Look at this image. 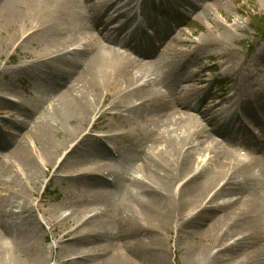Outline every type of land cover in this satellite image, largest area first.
<instances>
[{
	"label": "rangeland",
	"instance_id": "1",
	"mask_svg": "<svg viewBox=\"0 0 264 264\" xmlns=\"http://www.w3.org/2000/svg\"><path fill=\"white\" fill-rule=\"evenodd\" d=\"M101 1L103 0H91L90 4L93 5V3ZM190 1L200 9L202 6H212L211 0ZM220 1L221 4L218 5L217 9L211 8V16L208 19L192 16L189 12L190 8L181 0L173 2L177 5L176 8L180 13L169 12L168 15L157 16V18L167 19L171 26L176 24L175 30L170 36L183 32L185 34L182 37L183 40L198 43L209 31L212 38L220 36L222 41L225 40V45H219L217 48H205L200 52L201 55L190 58L186 62V69L181 71L182 73L177 72L180 68L179 65L191 55L189 50L193 46H175L178 54L170 55L162 49L160 51L154 50L155 52L152 53L155 55L154 60L161 57L166 62H174L176 73L184 77L190 72L204 70L202 75L207 80L206 83L192 84V82H185L181 85V88L195 86L202 89L201 93L208 90L211 95V105L216 104L217 99L221 97V88L216 86L218 82L225 79L223 88L229 91L235 88L237 83L227 79V76L240 79L248 75L246 69H264V56L262 57L263 60L256 61L257 54L264 46V35L262 38L256 37L249 26V17L252 15L264 19V0ZM41 5V1L33 5L34 11L30 14L31 19L23 14L21 19L15 20L12 35L11 31L6 29H1L3 33H0V42L9 37L8 35L12 36L5 45L0 43V138L1 142L5 140L9 144L12 143V145L10 144L5 149L0 150V167L2 163H6L14 175L17 176V185L14 187L13 192L0 187V204L11 201L12 203L15 202L16 205H22L26 201L21 199L20 195L25 193L27 198L21 196L27 199V203L33 208L32 214L39 217L41 221L40 224L22 214L12 218H3L0 215V220L5 224L6 229H12L15 233L26 237L23 242L25 250H23L15 246L12 239L7 237L6 234L0 235V244L2 243L0 247V264H31L29 261L31 259L30 255L35 249L40 252L44 259L42 264H111V260L116 254L124 260L125 264H132L124 257L123 251L119 250L121 249L119 245L124 246L126 242L132 246H137V252L142 256H140L141 260L134 257L138 260L136 264H255L258 256L261 254L264 256V234L263 237H260L261 233H256L250 225L246 224L247 222L245 224L243 222L239 223V228H235L233 232H230V237L224 238L222 237L224 224L221 223L219 226L214 227L213 233L208 234L207 237V235L199 232V225L202 220L192 222L181 220L178 222L173 221V223L168 221L166 225H162L153 220H147L145 215L142 214L139 204L133 199H127L129 202L127 209L130 212L120 211L122 201H124L122 198H127V190V192L135 194L136 197L144 195L141 193L142 190L139 186H131L134 177L141 179L145 184L149 183L144 176L134 170L136 157L151 153L155 154L164 148L163 144H151L150 142L156 130L153 126L154 118L152 116H156L154 113L157 110L146 111L149 108H145L122 115H119L118 111L111 110L110 114L106 115L101 120L102 122H99L100 124H96L104 135L115 137L109 142L114 153H106L98 143L87 140L73 150L72 153L66 154L72 147L69 141L72 139V132L76 123L69 121V118H66L62 123H54L45 113L46 109L44 110L43 107L45 108L44 102L48 99V90L52 86V80L53 82L57 81L61 78L63 71L68 68L60 66L58 63L45 65L43 63L23 70L19 67L29 64L27 54L31 57H37L39 53H44L43 50H47V47L51 44L48 41L47 32L51 33L54 29L58 31L60 28H66L69 30L66 32V36H71L73 39L82 38L83 40L93 38L94 34L83 32L80 36H75L73 33V29L79 22L77 18L81 16V12L80 16L75 15L76 10L80 11L76 4H73L74 6L60 15L57 12L58 4H51V18L45 15L39 17L40 13L37 14V10L42 11ZM206 9L207 7L204 10ZM35 16L37 21L32 24L40 23L42 22L40 19L43 18L42 20H44V17H46L49 21L44 23L45 25L42 28L46 26L48 29L41 30L31 40L22 44L19 43L17 41L20 37H18V32L27 27V23H30ZM150 16H153V14L148 15V17ZM213 19L222 28L224 26L233 30L235 40L230 41V36L225 32L223 38V31L212 21ZM29 25L27 29L31 31ZM235 26H238L241 30L235 31ZM212 31L216 32L215 37ZM127 42L126 39H123L118 44L125 43L130 47L134 46V43L128 44ZM226 52L231 54V57L229 62L223 65L222 59H224ZM221 53L222 57L220 59L217 55ZM134 55L132 54L131 58ZM206 55L213 57L209 60ZM117 67H114V70H117ZM209 67L214 70H207L206 68ZM110 69L108 68L107 71ZM237 69H240V71L237 72ZM130 71L138 73L136 69ZM109 77L110 75L102 77L105 78V87L99 90L97 96H94L95 98L90 95L92 93L87 95L85 99L87 104L94 98L95 106L96 102L103 101L105 94H112L118 87L119 82L122 83L120 84L122 86L125 85L124 82H127L123 76L119 82L115 79H109ZM100 81L101 79H99ZM244 83L248 84V82ZM249 83L252 87H256L257 96H260L261 93L264 94V91L257 86L259 83H264V74L255 75ZM176 87L177 83L169 89L173 91L172 93H175ZM154 89L159 95L166 93L165 88L155 87ZM117 97L125 102L124 104L130 101V98L127 99L119 93L115 96V98ZM3 98H9L11 101L17 102L19 108L16 109L3 103L1 101ZM111 100V98H108L107 102L110 103ZM131 100L132 103L138 102L133 98ZM22 105L24 108H21ZM208 106L209 103L204 105L200 112H203ZM190 112L191 115L196 114L193 111ZM97 113V115L94 113L91 119L94 116L100 117L101 112L98 111ZM88 116L86 119H88ZM231 116L232 114H230ZM230 117L222 131L226 129L236 143L232 146H229V144L219 145V150L227 153V160L233 165H237L244 158L239 157L236 153L245 155L247 152V149L243 147V141L248 140L254 143V138L245 130V126L241 127L240 122H236ZM244 122L251 126L249 121L245 120ZM262 124L264 125V118H262ZM109 125H112L113 128H109ZM76 126L78 127L76 129L78 130L77 133L81 136L88 132L91 125L87 120L83 126L80 123H77ZM214 126H216V123H214ZM160 132V130H157L156 133ZM213 137L215 136L213 135ZM256 139L264 142V130L256 135ZM16 141L23 143L28 157L39 168L41 172L39 180L33 181L30 178L19 156L14 153L13 147L16 146L14 145ZM47 154L51 158H47ZM262 154H264V150ZM208 157L207 153L196 154L194 157L195 162L192 163L193 167L181 175L179 186H182L184 182L201 171V176L206 174L208 177L206 170L211 174V169L207 168L213 167V164L207 161ZM244 169L237 173V176H234L235 182L242 185H245L248 179ZM253 171V175L257 176L258 170L253 169ZM99 175L102 177H99ZM57 176H60L61 179L56 178ZM107 181L112 183H107ZM198 182L199 180L196 185ZM215 184L209 183L208 186L202 188L203 192L200 196L212 189V193L216 192L224 182L219 181L217 187ZM193 187L196 186L193 185ZM179 188L175 186L173 191L176 193ZM33 192L35 193L34 196ZM190 196L185 194L184 200L188 201L187 198ZM234 198L235 196L221 197L215 200L213 205H220L229 200H234ZM200 203L202 204V202H198L193 208H190L189 201L185 202L186 205L183 207L185 215L187 217L195 215L200 210ZM14 211L19 212L16 209H13ZM45 212H47V215H45ZM50 217L55 220L54 222L58 226H56L55 231L52 226L47 224V219H50ZM65 217L67 218L65 219ZM61 220L67 221L62 222ZM85 221L86 223L83 226ZM4 227L0 226V232L1 228ZM74 229L81 230L82 233L69 236L68 239L76 240V244H71L67 242V239L62 238V234L65 230L70 232ZM243 230L248 233L245 235H250L246 244H244L245 249L250 248L251 251L246 252L247 254L237 253L234 254L235 256L221 253V250L227 247L230 248L238 238L242 237L239 234H242ZM89 231L91 235L93 234L92 237L86 236ZM117 239L119 240L116 241ZM61 247L63 253L59 254Z\"/></svg>",
	"mask_w": 264,
	"mask_h": 264
},
{
	"label": "bare ground",
	"instance_id": "2",
	"mask_svg": "<svg viewBox=\"0 0 264 264\" xmlns=\"http://www.w3.org/2000/svg\"><path fill=\"white\" fill-rule=\"evenodd\" d=\"M40 1L42 4V11L39 12V10H37V14L40 13L39 17L45 15L48 18H51V4H58L57 12L59 15L74 6L73 4H76L80 11L76 10L75 15L80 16L81 12V16L77 18L79 22L73 29V33L75 36H80L83 32H92L96 38L94 41H87L82 38L73 39L71 36H66V32L69 31L66 28H60L58 31L54 29L51 33L47 32L48 41L49 43L51 42L47 50H43L44 53H39L37 57H31L27 54V59L30 61L29 64L19 67L23 70L34 65H42L43 63L44 65L58 63L60 66L68 68L63 71L64 73L61 74V78L54 81L55 83L52 80V86L49 87L48 90V99L44 102L45 108L43 107V109H46L45 113L54 123H62L66 118H69V121H74L76 124L80 123L81 126H83L84 122L87 120L90 125H94V122L101 120L104 116L108 115L111 110H118L119 115L126 114L132 110L135 111L145 108H149L146 111L157 110L154 113L156 116H152L154 118L153 126L156 130L150 142L151 144H163L164 148L155 154L151 153L136 157L134 170L144 176L145 179L149 181V185L147 183L146 185L141 179L134 177L131 186H139L142 190L141 193L144 195L136 197L135 194L127 192V190V198H122L124 201H122L120 211L130 212V210L127 209V207H129L127 199H133L139 204V208L147 220H153L162 225H166L168 221L173 223V221L178 222L181 220L185 222L202 220V223L199 225V232L208 237V234L213 233L212 230L214 227L223 223L224 234L222 237L224 238L230 237V232H233L235 228H239V223L243 222L245 224V222H247L246 224L250 225L256 233H261L260 237H263L264 154H262V151L264 150V142L258 140H255L254 143L248 140L243 141V147L247 149V152L245 155L241 153L236 154L239 157H243L244 160L237 165H233L229 162V160H227V153L219 150V145L229 144V146H232L236 141L226 129L222 131L225 120L220 121L217 119L215 109H217L218 106L217 104H210V92L207 90L205 93H201L202 89H198L195 86L191 88H181V85L185 82H192V84L206 83L207 80L202 75L204 70L190 72L184 77L176 73L174 62H166V60L161 57L154 60L155 55L152 54L155 52L154 50L160 51L161 49L166 50L170 55L178 54L175 50V46H193L191 50H189L191 55L185 58L184 62L179 65V70L177 69V72L182 73L181 71L186 69V62L190 60V58L201 55L200 52L205 48H217L219 45H225V40L222 41L220 36L212 38L209 31L198 43L191 40H183L182 37L185 35L183 32L170 36L176 26H171L165 19L158 20L157 18H153L149 24L153 28L152 36L146 35L142 30L129 33L127 31L130 22L127 17L128 10H124L122 8L123 6L117 7L114 0H103L93 3L94 6L90 4L91 0H0V31L1 29L10 30L12 35L14 33L13 27L15 20L21 19L23 14L31 19L32 17L30 14L34 11L33 5ZM183 2L190 8L189 12L192 16L195 15L197 18L201 17L205 19L210 18L211 8L217 9L218 5L221 4L220 0H211L212 6H206L207 9L204 10L206 7L202 6L200 9V7L194 6V4L188 0H183ZM41 13L43 14L41 15ZM44 18V20H42L43 18L40 19L42 22L32 24L37 21L35 16L30 23H27L28 25L30 24L29 26L31 27L29 29L31 31L27 29L28 25L21 29L18 32V37L20 36L19 38L22 40L18 38L17 41L22 44L33 39L41 30L48 29L46 26L42 28L45 25L44 23L49 21L48 18ZM118 21L120 22L118 23ZM212 21L223 31V38L225 37V32L230 36V41L235 40L233 30L224 26L222 28L214 19ZM236 30L240 31L241 28L235 26V31ZM0 33L2 34L3 32L1 31ZM215 33V31H212L213 35ZM11 35H8L9 37L3 39L0 43L5 45L12 37ZM126 37L136 43L135 47L130 50L138 54L141 60L132 59L130 56L123 55L113 48L120 38L128 41ZM128 43L131 42L128 41ZM126 47L127 46L124 45L120 48L125 49ZM217 56L221 59L222 53ZM263 56L264 46L259 51V54H257L256 61H260ZM212 57L211 55H206V58L209 60H211ZM230 57L231 54H227L226 52L223 57L224 59H222V64L226 65ZM116 66H118L117 70H114ZM108 68L111 69L107 71ZM132 69H136L138 73L130 71ZM206 69L212 70L213 68L209 67ZM236 71L238 72L240 69ZM246 72L248 75L240 79H234L231 76H227L226 78L236 82L237 88L247 89L251 94H247L245 97L251 100L253 92H250V90L254 88L250 87L251 83L249 82L255 75L264 74V69H246ZM105 75H110L109 79H115L117 82H119L123 76L127 82H129H124L123 84L125 85L123 86L120 85L122 83L119 82L118 87L111 95L113 100L108 105L104 104V101H101L100 103L96 102L94 106V96H97L99 90L105 87V78H102ZM99 79H101L100 82ZM244 82H248V84ZM176 83L177 87L175 93H172L173 91H171L169 87L171 88ZM258 86L264 89V83H259ZM155 87L160 89L165 88L166 93L164 95H159L158 92L155 91ZM178 88H180V90H178ZM89 93H92L90 95L94 98L87 104L85 99ZM118 93L121 96H125L127 99L130 98V101L127 104L116 102L115 96ZM105 96L107 97L108 94H105ZM242 96L243 94H241L240 97L242 98ZM160 97L162 98L160 99ZM131 98L137 100L139 104L133 105ZM117 99L119 98L117 97L116 100ZM1 101L16 109L18 107L17 104L6 98L1 99ZM250 102H248V104H250ZM208 103L209 106L206 107L203 112H200V109L203 108L204 105H208ZM252 104L255 109L247 105L246 101L240 102V107L244 112L245 118L254 123L255 130L263 132L264 128L262 127L264 126L261 120L264 117V101L259 102L258 99L253 101ZM21 108L24 107L21 106ZM97 111L101 112V116H94V118L91 119L94 113H96V115L98 114ZM190 111L196 114L191 115ZM87 115H89L88 119H86ZM231 119L237 121L238 116L233 114ZM214 123H216V126H214ZM76 124L73 128L72 139L69 141L70 145L75 144V147L68 151L67 155L72 153L73 150L81 146L85 141L92 140L88 135L80 136V134L77 133L78 130L76 129H78V127ZM110 128H113L112 125ZM157 130L161 132L156 133ZM249 134L254 137V130L249 129ZM213 135L215 137H213ZM10 144L12 145V143ZM10 144L7 141L5 142V140L1 142L0 138V150H3V148L5 149ZM14 145H16L13 147L14 153L19 156L30 178H32L33 181L39 180L41 172L28 157L23 143L21 141H16ZM201 152L207 153L209 156L207 161L213 164V167L207 168L211 169V174L206 170L208 177L206 174H202L203 176H201V171L184 182L182 186H179L181 175L189 169L191 170L193 167L192 163L195 162L194 157ZM46 157L51 158L49 154H47ZM243 169L244 171L246 170V174L248 175L245 185L235 182L234 180V176H237V173H240ZM253 169L258 170L257 176L253 175ZM56 178L61 179L60 176ZM198 180L199 182L196 185ZM219 181H223L224 184L217 189L214 194H212V189L210 192L207 191L204 193L205 196L203 194L200 196L203 192L202 188L208 186L209 183H216L215 186L217 187ZM16 185L17 176L14 175L6 163H2L0 167V187H4L7 191L13 192ZM193 185L196 187H193ZM175 186L180 187L176 193L173 191ZM185 194L191 195L187 198L190 208H193L196 203L202 202V204H199V206L201 205L200 207L197 206L200 210L190 217L185 215L183 209L186 205L185 202H188L184 200ZM21 195L27 198L25 193ZM21 195L20 198L26 201L22 205H16L14 204L15 202L12 203L11 201L7 203L2 202V204H0L1 217L12 218L22 214L23 216L26 215L28 219L36 220L41 224L40 218L32 214V206L28 204L27 199L23 198ZM34 195L35 193L33 192V196ZM227 196H235V199L223 203L222 205H213L215 200ZM13 209L19 212H13ZM45 215H47V212H45ZM66 218L67 217H65V219ZM128 218L130 219V217ZM54 221L55 220L51 217L47 219V224L52 226L55 231L57 225ZM61 221L64 222L67 220ZM85 223L86 221L83 226ZM0 226H5L2 220H0ZM220 232H222V230H220ZM77 233L81 234L82 232L78 229H74L70 232L65 230L62 234V238L67 239V242L71 244H76L75 239H68V237L77 235ZM241 233L242 234H239L242 235L241 239L233 243L230 248L227 247L221 250V253H227L233 256L237 253L247 254L246 252H250L251 249H245L244 246L250 235H245L248 234L245 230ZM4 234L12 239L15 246L25 250L23 242L26 237L24 235L15 233L12 229H6L5 227L1 228L0 232V235ZM92 235L89 231V234L86 236L92 237ZM118 240L119 239L116 241ZM119 247L121 248L119 250L123 251L124 257L132 264L138 262L136 258L141 260V255L137 252V246H132L126 242L124 246L119 245ZM61 253H63L62 247L59 254ZM30 258L29 261L31 264H42L44 260L40 252L36 249L34 252H31ZM257 258L258 260L255 264H264L263 254ZM112 260L111 264H125L124 260L120 259L117 254Z\"/></svg>",
	"mask_w": 264,
	"mask_h": 264
},
{
	"label": "trees",
	"instance_id": "3",
	"mask_svg": "<svg viewBox=\"0 0 264 264\" xmlns=\"http://www.w3.org/2000/svg\"><path fill=\"white\" fill-rule=\"evenodd\" d=\"M250 27L255 32L256 36L264 35V19L258 16H250Z\"/></svg>",
	"mask_w": 264,
	"mask_h": 264
}]
</instances>
